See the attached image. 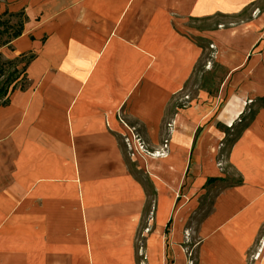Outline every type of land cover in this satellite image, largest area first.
Segmentation results:
<instances>
[{
	"label": "crops",
	"instance_id": "crops-1",
	"mask_svg": "<svg viewBox=\"0 0 264 264\" xmlns=\"http://www.w3.org/2000/svg\"><path fill=\"white\" fill-rule=\"evenodd\" d=\"M256 1L0 0V12L31 23L13 56H35L27 89L0 106V264H136L144 194L118 136L148 179L186 178L202 162L207 183L220 142L255 100L253 120L228 148L237 181L220 186L189 227L201 242L197 264H246L264 241V0ZM217 17L226 20L219 27L193 25ZM206 49L226 71L217 97L199 93L170 108ZM168 224L146 252L158 264H186L182 221L170 232Z\"/></svg>",
	"mask_w": 264,
	"mask_h": 264
},
{
	"label": "rangeland",
	"instance_id": "rangeland-1",
	"mask_svg": "<svg viewBox=\"0 0 264 264\" xmlns=\"http://www.w3.org/2000/svg\"><path fill=\"white\" fill-rule=\"evenodd\" d=\"M262 1L263 0H257L255 4L258 7H262ZM3 12L4 11L0 13ZM25 17L26 21L24 23V28L25 26L31 24L29 21L30 19L26 15ZM1 20L9 21L15 24L17 18H8L7 16H2ZM224 21H226L224 18L217 17L213 19L212 22H210L211 24H206L204 20H202L193 25H196L199 28L205 27L207 25L219 27L218 25H220V23H224ZM3 28L4 26H0V30ZM3 38H5V36ZM207 47L209 46L206 45V48ZM205 52L206 54L202 57V59H199L194 68L192 76L185 83L181 93L174 96L172 99L170 108L185 107L188 105V103H194L199 93H206L209 98L217 97L220 83L224 78L226 71L220 65L215 63L211 49H206ZM0 54L6 60L16 57L13 56L12 49L8 47H0ZM21 66L22 65L19 67ZM11 69L12 67H8L7 73L10 72ZM254 104L255 100L249 102L245 110L246 114H248L250 109L253 110L260 107V103H258V105ZM233 128L235 129L236 126L233 125ZM136 133L138 135L140 134V136L143 134L139 128H137ZM162 134L165 135L167 132H162ZM234 134V131L228 130L226 132V138L228 137L233 139ZM118 139L120 148L124 154V158L128 166V170L130 174L136 178V181L141 186L144 194L143 209L140 214L138 226L134 232L135 263L158 264L157 261H153V259L156 258V252H152L151 254L146 252V240L150 235L154 236L155 231L158 229V227L162 228L165 221L167 222L170 220L169 232L175 225H179V221H182V227L180 232H178V237L176 240L178 242L180 241L177 245L178 249L184 252L186 264H197L198 248L200 247L201 242L196 234L193 235V233L189 230L191 220L195 219L200 221L201 219L205 218V215H207L213 203L216 190L222 185V187H224L225 185L233 184L238 179L234 169L227 162L229 145L225 143L223 148L222 142H220V145L217 149L221 148L222 150L219 154L217 153L218 155L216 154L214 161L211 162L214 163L217 169V173L214 175L216 179L210 178L212 181H208L206 183L205 179L209 178V175H206L207 173L205 172L206 163L202 162L192 163L190 165L192 166L190 169L192 173L186 178H168L167 180L157 178L148 179V176L146 173H144L143 169H137L135 165L136 163L129 161L128 151L124 146L123 138L118 136ZM141 148H143V146H141ZM162 149H164L166 153L167 146L164 144ZM144 150L148 155H150V157H153L155 153L158 154L157 152L151 150L150 147L144 148ZM218 151L219 150H217V152ZM204 183L205 185H203ZM156 187H159L165 191L161 198H159L155 191ZM191 208H194L195 210L193 214H188L187 216L180 218L178 214L182 209L187 212ZM159 233L162 239L167 238L170 242L169 245H173L171 243V239H169L170 234L165 235L162 231H159ZM31 238L32 237L30 235H24V244H27L29 248H26L24 245L22 248L23 250L30 249V241H32ZM208 245V243H205V250H203L202 254H206ZM247 255L248 257L246 264H253L254 261L262 258L264 259V241L262 238L252 245V247L248 250Z\"/></svg>",
	"mask_w": 264,
	"mask_h": 264
},
{
	"label": "trees",
	"instance_id": "trees-1",
	"mask_svg": "<svg viewBox=\"0 0 264 264\" xmlns=\"http://www.w3.org/2000/svg\"><path fill=\"white\" fill-rule=\"evenodd\" d=\"M2 16L17 18V21L15 24L9 21H2ZM25 21L26 17L23 12L9 13L4 11L0 13V26H4V28L0 30V47L12 49L11 43L22 34ZM4 36L5 38H3ZM34 59L35 56L32 53L20 54L9 60L4 59L0 54V106H7L9 104V96L15 90L23 91L27 89L29 82L26 69ZM20 65L22 66L19 67ZM8 67H12V69L7 73ZM254 114L255 111L253 110H249L248 114L244 113L240 118V122L235 125L236 128L234 129L233 126L231 127V131L235 132L233 139L228 137L225 138L222 146L225 145V143L231 146L253 120ZM208 180L212 181V179Z\"/></svg>",
	"mask_w": 264,
	"mask_h": 264
},
{
	"label": "bare ground",
	"instance_id": "bare-ground-1",
	"mask_svg": "<svg viewBox=\"0 0 264 264\" xmlns=\"http://www.w3.org/2000/svg\"><path fill=\"white\" fill-rule=\"evenodd\" d=\"M136 148H137V150H141V147H138V146H137ZM216 170H217L216 167L213 166V167H211V168L209 169V172H211V173H215Z\"/></svg>",
	"mask_w": 264,
	"mask_h": 264
}]
</instances>
